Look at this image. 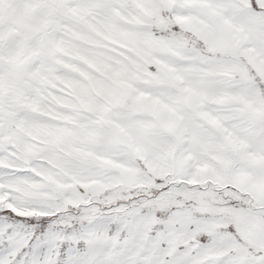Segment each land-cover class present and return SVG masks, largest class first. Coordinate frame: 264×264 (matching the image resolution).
I'll use <instances>...</instances> for the list:
<instances>
[{"label":"snow or ice","instance_id":"6c2138e0","mask_svg":"<svg viewBox=\"0 0 264 264\" xmlns=\"http://www.w3.org/2000/svg\"><path fill=\"white\" fill-rule=\"evenodd\" d=\"M0 264H264V0H0Z\"/></svg>","mask_w":264,"mask_h":264}]
</instances>
